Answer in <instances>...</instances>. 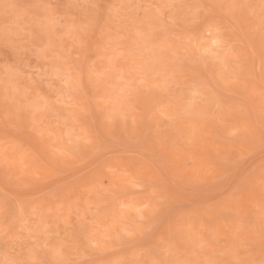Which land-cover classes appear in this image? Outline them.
<instances>
[{
	"label": "rangeland",
	"instance_id": "374dc122",
	"mask_svg": "<svg viewBox=\"0 0 264 264\" xmlns=\"http://www.w3.org/2000/svg\"><path fill=\"white\" fill-rule=\"evenodd\" d=\"M264 264V0H0V264Z\"/></svg>",
	"mask_w": 264,
	"mask_h": 264
},
{
	"label": "snow or ice",
	"instance_id": "6c2138e0",
	"mask_svg": "<svg viewBox=\"0 0 264 264\" xmlns=\"http://www.w3.org/2000/svg\"><path fill=\"white\" fill-rule=\"evenodd\" d=\"M234 264H242V262L236 261V262H234Z\"/></svg>",
	"mask_w": 264,
	"mask_h": 264
}]
</instances>
